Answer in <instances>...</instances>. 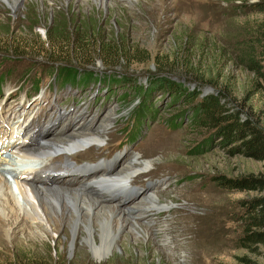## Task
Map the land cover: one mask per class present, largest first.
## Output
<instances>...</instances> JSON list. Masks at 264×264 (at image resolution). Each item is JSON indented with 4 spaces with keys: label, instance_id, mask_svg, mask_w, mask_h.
Segmentation results:
<instances>
[{
    "label": "rangeland",
    "instance_id": "1",
    "mask_svg": "<svg viewBox=\"0 0 264 264\" xmlns=\"http://www.w3.org/2000/svg\"><path fill=\"white\" fill-rule=\"evenodd\" d=\"M258 1L19 0L12 8L0 0V117L8 108L21 111L26 101L33 112L55 103L38 121L48 124L58 108L67 109L58 119H67L64 127L53 124V134L67 126L66 135L87 120L94 131L107 125L101 146L71 159L95 162L121 154L120 167L139 152L134 166L149 160L152 165L131 184L147 189L154 182L151 191L167 207L152 212L140 207L147 193L127 205L111 204L121 211L138 206L135 220L148 233L128 227L104 259L94 257L82 239L72 248L67 224L56 230L45 223L44 232L35 221L14 220L16 237L0 231V264H264V245L252 251L239 245L244 202L258 192L227 189L215 180L264 174V160L231 150L236 142L223 143L215 131L189 119L195 92L219 90L231 109L264 129V81L236 58L238 41L264 28V13L251 8ZM62 65L93 76L62 82L49 69L59 72ZM106 75L134 81H99ZM152 75L184 80L192 92L181 100L147 92ZM127 164L113 172L126 174L134 167Z\"/></svg>",
    "mask_w": 264,
    "mask_h": 264
},
{
    "label": "bare ground",
    "instance_id": "2",
    "mask_svg": "<svg viewBox=\"0 0 264 264\" xmlns=\"http://www.w3.org/2000/svg\"><path fill=\"white\" fill-rule=\"evenodd\" d=\"M4 1L12 8H15L19 2V0ZM14 111H19L17 116H14ZM41 112L43 113L44 109ZM66 113L67 110L60 111L57 119L49 125L34 126V121H29L26 117L22 121L14 122L20 116L19 109L9 108L6 110L5 114L8 119L13 120L12 124L18 123L19 125L16 127L17 130L14 131V127L11 131L12 136H7L0 142L4 143L0 149V165L4 161L2 154L6 151L17 156V160L21 162L35 164L34 162L37 163L43 159V165L40 167L27 166L23 170L22 176L14 173L17 178L16 182H18V190H15L10 183L11 178L6 177L0 171V231L8 237H16V230L11 231L10 227L13 225H10V222L14 223V220L29 221L30 223L35 221L38 227L43 226L44 232H47L48 228L45 227V223L52 222V227L56 230L61 224H67L72 232V248L75 247L78 239H82L94 257L104 259L114 252L118 239L128 227L139 234L148 233V230L135 220L136 217H140L141 213L136 209L138 206L132 207L129 211L128 209L121 211L120 208L111 204L127 205L131 200L135 201V197L128 200L136 190L130 186L132 178L137 172L139 175L143 173L142 170L149 169L152 161H142L134 166L133 163H136L140 157V154H136L133 155L132 160L118 167L116 163L120 164L121 160L118 156L117 159L104 160L103 164L93 167L79 168L67 164L69 168L64 174L48 176L49 171L56 170L53 166L54 156L58 154L72 155L92 146L99 147L107 139H103L104 133L108 129L107 125L94 131L91 130L92 126L89 120H87L89 124L84 122L78 129H73V132L66 135L63 132L67 126L63 129L61 127L54 134L52 132L48 134L49 137H45V133L52 131L51 125L58 123L60 115H67ZM111 114L112 110L104 117L110 119ZM66 120L62 122L64 123ZM36 127L39 133L35 135L33 129ZM40 134L43 135V142H36L35 137ZM13 156L9 158L12 160ZM7 162L5 161V164ZM126 164L134 167L120 176L118 170ZM107 169H110V172H106ZM114 170L118 172H113ZM53 182L56 183L53 185ZM154 186L155 183L152 182L151 187L146 190L149 194L145 196L149 199L147 204L139 205L144 209L147 208L150 212L167 208L162 204L160 195L151 191Z\"/></svg>",
    "mask_w": 264,
    "mask_h": 264
},
{
    "label": "trees",
    "instance_id": "3",
    "mask_svg": "<svg viewBox=\"0 0 264 264\" xmlns=\"http://www.w3.org/2000/svg\"><path fill=\"white\" fill-rule=\"evenodd\" d=\"M254 11L264 13V0L251 5ZM255 32L259 35L255 37L246 36L241 41H238V54L236 58L247 69L253 72L258 79L264 81V28L257 26ZM52 37L49 36L48 45L52 43ZM66 67V68H65ZM49 69H54L57 73V79L62 82L68 81L78 83L83 80L92 78L93 73H83L78 68L67 69V66L62 65L59 72L53 66ZM108 76V75H106ZM147 86V92L152 93L161 91L162 93L176 95V100L187 98L192 92L191 88L187 87L184 80H175L170 76L152 75ZM106 78V79H105ZM104 82H123L131 83L132 78L104 77L99 81ZM0 77V89L2 86ZM67 82V83H68ZM39 81L35 80V88L38 90ZM145 86H140L142 89ZM201 90V89H200ZM151 93V94H152ZM198 99V101H196ZM192 99L190 111L192 115L189 118L201 127L215 131L219 134L223 143L236 142V145L231 150H236L245 156L259 160H264V129L254 122L250 117H244L240 111L231 109L224 92L214 90L205 92L204 90L195 92ZM185 101V99H182ZM216 182L224 188L236 190H252L257 191L258 195L245 201V213L242 215L244 220L243 231L239 237V245L248 250H254L257 246L264 245V174L250 173L240 177H228L221 175L216 177Z\"/></svg>",
    "mask_w": 264,
    "mask_h": 264
}]
</instances>
